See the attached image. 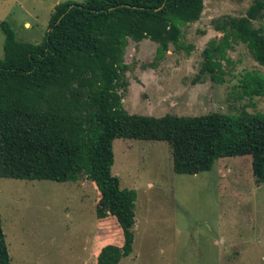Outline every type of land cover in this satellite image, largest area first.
Returning <instances> with one entry per match:
<instances>
[{
  "label": "rangeland",
  "instance_id": "rangeland-1",
  "mask_svg": "<svg viewBox=\"0 0 264 264\" xmlns=\"http://www.w3.org/2000/svg\"><path fill=\"white\" fill-rule=\"evenodd\" d=\"M66 2L83 0H0V25L7 22L19 42L40 43L54 7ZM253 2L205 0L200 20L183 26L179 47L170 46L160 59L156 43L130 40L124 57L129 86L119 89L124 109L152 117L263 115L264 95L248 96L241 88L246 74L264 78L246 44L229 36L217 75L222 82L200 73L203 50L223 38L213 21L244 16ZM253 26L264 32V17ZM4 41L0 27V59ZM113 153L112 174L122 188L136 191L132 252L119 264H264V183H256L250 156L179 175L166 142L116 139ZM97 196L86 174L63 183L0 178V223L11 263L95 264L114 229L97 209Z\"/></svg>",
  "mask_w": 264,
  "mask_h": 264
},
{
  "label": "trees",
  "instance_id": "trees-1",
  "mask_svg": "<svg viewBox=\"0 0 264 264\" xmlns=\"http://www.w3.org/2000/svg\"><path fill=\"white\" fill-rule=\"evenodd\" d=\"M204 1L60 3L35 44L17 41L7 22L0 25V178L63 183L86 174L98 193L97 209L114 227L95 264H119L134 241L136 191L122 188L112 174L116 139L166 142L179 175L208 172L221 158L250 156L256 183H264V114L152 117L123 107L119 89L129 86V41L156 43V58H162L170 46L179 47L183 26L200 20ZM263 17L264 0H254L244 16L213 21L223 38L203 50L200 73L222 82L217 75L229 36L246 44L264 67V32L253 26ZM241 88L245 95L263 96L264 78L246 74ZM0 264H12L1 223Z\"/></svg>",
  "mask_w": 264,
  "mask_h": 264
}]
</instances>
